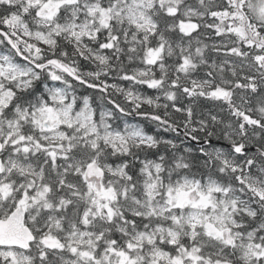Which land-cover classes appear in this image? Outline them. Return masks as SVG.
Listing matches in <instances>:
<instances>
[{"label": "snow or ice", "instance_id": "snow-or-ice-1", "mask_svg": "<svg viewBox=\"0 0 264 264\" xmlns=\"http://www.w3.org/2000/svg\"><path fill=\"white\" fill-rule=\"evenodd\" d=\"M0 264H264V0H0Z\"/></svg>", "mask_w": 264, "mask_h": 264}, {"label": "trees", "instance_id": "trees-1", "mask_svg": "<svg viewBox=\"0 0 264 264\" xmlns=\"http://www.w3.org/2000/svg\"><path fill=\"white\" fill-rule=\"evenodd\" d=\"M136 121L139 122V123H141V124H143V125H145L147 131H149V132H152V131L153 132H156L155 125L151 124L149 121H146V120H143V119H138ZM160 134L161 135H165L166 133L161 132Z\"/></svg>", "mask_w": 264, "mask_h": 264}, {"label": "rangeland", "instance_id": "rangeland-1", "mask_svg": "<svg viewBox=\"0 0 264 264\" xmlns=\"http://www.w3.org/2000/svg\"><path fill=\"white\" fill-rule=\"evenodd\" d=\"M145 108H147V106H145ZM153 132V131H152Z\"/></svg>", "mask_w": 264, "mask_h": 264}]
</instances>
